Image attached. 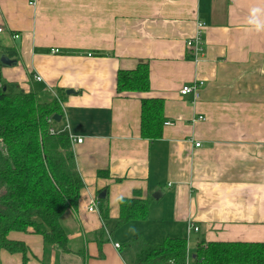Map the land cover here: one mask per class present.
Returning a JSON list of instances; mask_svg holds the SVG:
<instances>
[{
  "label": "crops",
  "instance_id": "0c3cea01",
  "mask_svg": "<svg viewBox=\"0 0 264 264\" xmlns=\"http://www.w3.org/2000/svg\"><path fill=\"white\" fill-rule=\"evenodd\" d=\"M252 8L264 9V0H0V45L18 57L2 63L1 79L42 99L64 91V117L53 129L82 141L73 151L85 187L63 218L71 251L14 230L9 238L28 247L25 264H132L137 244L126 247L116 234L184 236L187 264H196L201 241L264 242V31L247 23ZM199 20L203 51L195 57L186 41ZM142 61L149 90L119 91L117 71ZM195 80L204 81L196 101L179 93ZM145 97L164 99L159 140L140 137ZM103 190L105 221L98 201L87 211ZM134 191L161 195L147 220L113 231L117 197ZM23 262L21 253L0 251V264Z\"/></svg>",
  "mask_w": 264,
  "mask_h": 264
},
{
  "label": "trees",
  "instance_id": "16d2710c",
  "mask_svg": "<svg viewBox=\"0 0 264 264\" xmlns=\"http://www.w3.org/2000/svg\"><path fill=\"white\" fill-rule=\"evenodd\" d=\"M2 56L13 58V63L18 58L14 49L0 45V67ZM116 80L121 92L148 91V62L118 70ZM64 98L65 92L61 91L42 99L0 77V251L21 253L23 264L28 247L9 238L14 230L31 231L42 236L44 245L71 251L63 218L69 210L79 207L85 185L76 166L71 137L53 129L56 122L52 116L57 113L64 117ZM140 109V137L159 140L164 126V99L145 97ZM98 173L108 175L106 170ZM152 199L140 198V193L134 191L132 197L118 200L119 214L113 231L132 220H147ZM97 201L100 217L109 219L108 200L98 197ZM99 229V236H105V229ZM98 240L101 243L104 239ZM130 243L137 244L132 264H187L188 241L184 236L166 235L161 242H147L135 235ZM194 255L196 264H264V242L201 241Z\"/></svg>",
  "mask_w": 264,
  "mask_h": 264
},
{
  "label": "built area",
  "instance_id": "2783aa9c",
  "mask_svg": "<svg viewBox=\"0 0 264 264\" xmlns=\"http://www.w3.org/2000/svg\"><path fill=\"white\" fill-rule=\"evenodd\" d=\"M204 22L199 20L197 22V25H196V31H195V36L190 38V39H187L186 41V44L188 46V48L191 49V51H193L194 53V56L195 57H198L199 55H201L202 51H203V38H202V27L204 26ZM2 31V28H0V32ZM18 35H14V37H17ZM57 53L59 52V49L58 48H53L51 50V53ZM39 79V78H37ZM204 84V81H198V80H195L193 82H190V83H187V85H184L182 86V88L179 90V93H181L183 96L189 94V93H193L194 95V100H198L200 98V95H201V92H199L200 88L202 87V85ZM199 119H204V117H199ZM166 124H169V123H166ZM53 132V130H51ZM72 141H77V142H82L80 138H76V139H73L71 138ZM196 146H199L200 143L197 142L195 143ZM2 147V143L0 141V148ZM97 200L95 198H90V203L87 204V211H96L97 210ZM190 226V229H195L197 230L198 227L197 226H193V225H189ZM115 247L116 248H119L120 247V243H115Z\"/></svg>",
  "mask_w": 264,
  "mask_h": 264
},
{
  "label": "clouds",
  "instance_id": "9594fccd",
  "mask_svg": "<svg viewBox=\"0 0 264 264\" xmlns=\"http://www.w3.org/2000/svg\"><path fill=\"white\" fill-rule=\"evenodd\" d=\"M261 13H264V9L252 8L247 20V23L258 32L264 31V20L261 19ZM117 200H122V197H117Z\"/></svg>",
  "mask_w": 264,
  "mask_h": 264
},
{
  "label": "water",
  "instance_id": "95a60500",
  "mask_svg": "<svg viewBox=\"0 0 264 264\" xmlns=\"http://www.w3.org/2000/svg\"><path fill=\"white\" fill-rule=\"evenodd\" d=\"M1 62L9 65V63L13 62V60H11L9 58L7 59L5 56H2ZM60 119H61V115H59L57 113L55 115H53V117H52L53 121H59ZM104 193H105V191L103 190L102 193H100L98 197L102 198L104 196ZM160 195H161L160 193L156 192V193L152 194V197H154L155 199H159Z\"/></svg>",
  "mask_w": 264,
  "mask_h": 264
},
{
  "label": "rangeland",
  "instance_id": "374dc122",
  "mask_svg": "<svg viewBox=\"0 0 264 264\" xmlns=\"http://www.w3.org/2000/svg\"><path fill=\"white\" fill-rule=\"evenodd\" d=\"M123 228H126V227H123ZM115 237H116V239L117 240H119V241H121L122 243H125L124 245L126 246V247H128V246H130V241L129 240H120L119 238H118V236H117V234L115 235ZM132 246V245H131ZM133 247V246H132Z\"/></svg>",
  "mask_w": 264,
  "mask_h": 264
}]
</instances>
